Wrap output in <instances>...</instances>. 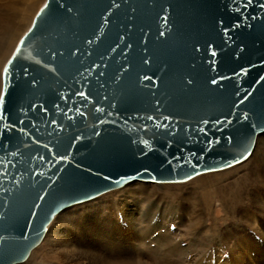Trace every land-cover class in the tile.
Wrapping results in <instances>:
<instances>
[{"label":"water","instance_id":"1","mask_svg":"<svg viewBox=\"0 0 264 264\" xmlns=\"http://www.w3.org/2000/svg\"><path fill=\"white\" fill-rule=\"evenodd\" d=\"M1 82L0 264H15L65 207L250 155L264 0H44Z\"/></svg>","mask_w":264,"mask_h":264},{"label":"rangeland","instance_id":"2","mask_svg":"<svg viewBox=\"0 0 264 264\" xmlns=\"http://www.w3.org/2000/svg\"><path fill=\"white\" fill-rule=\"evenodd\" d=\"M43 1H37L28 20L20 23L14 42L1 54L3 65ZM257 145L251 158L224 170L203 173L179 183L142 181L145 186L140 187V192L129 184L70 205L51 221L33 254L17 264H71L68 261L71 258L62 252L70 251L69 246H73L69 234L80 229L87 238L109 236L116 228L121 230L115 223L116 219L120 223L118 217L129 220L132 227L136 226L135 231L143 235L135 243L136 249L123 245L119 253L107 254L105 251L102 258L109 263L101 262L96 256V264L123 260L127 264L134 261L137 264H166L167 260L172 264H264V135ZM201 177L214 178L200 186L196 181ZM205 191L214 196L208 214L202 210ZM94 211L101 213L98 221L86 226L84 218ZM129 211L131 219L126 217ZM199 221L205 226L191 232L189 227ZM167 242L173 245L170 254L168 249L161 247ZM160 258H165L162 263H159Z\"/></svg>","mask_w":264,"mask_h":264},{"label":"bare ground","instance_id":"3","mask_svg":"<svg viewBox=\"0 0 264 264\" xmlns=\"http://www.w3.org/2000/svg\"><path fill=\"white\" fill-rule=\"evenodd\" d=\"M37 1H39V0H0V76H1V68L3 66V59H2L3 56L1 57V54H2L3 51H5L4 49H7V47L10 46V44L14 42V40L16 38V33H17L16 31L18 30V27H19L20 23L23 20H25V19L28 20V17H29L28 14H29L30 10L34 9L35 5L38 4ZM16 19H19L20 22L17 23ZM0 82H1V78H0ZM262 135H264V132H262V133L257 135L256 142H255V145H254V148H253L252 152L244 160H247V159L251 158L253 156V154H255V152L258 149L257 141L259 143V139H260V137H262ZM243 161H241V162H243ZM241 162L232 164V165H230L228 167H225V168L215 169V170H210V171H205V172L198 173V174L192 176L191 178H189V179H187L185 181H188V180H190V179H192V178H194V177H196V176H198L200 174H203V173L219 171V170H224V169L230 168V167L235 166V165H237V164H239ZM219 175H222V174H219ZM212 176H218V175H212ZM213 178L214 177H208V178H206V177L202 178L201 177V179L197 180L196 183L198 182L200 186H203V185H206V183L208 181L212 180ZM142 181L146 182V183H150V182H152V183H163V182H166V183H179V182H185V181H161V182L159 181V182H156V181H146V180H141V179H134V180L128 181L127 183H125L122 186L113 187L111 189H108V190H106V191L94 196L93 198L84 200L82 202L89 201V200L94 199V198H96V197H98V196H100V195H102V194H104V193H106L108 191H111V190H114V189H118V188H121V187L129 185V184H130L129 186H132V188L136 189L137 192H140L141 191L140 187L141 186H145V184ZM142 183H143V185H142ZM141 189H142V187H141ZM203 198H205V200H204V203H203V208L204 209L202 208V210L205 213L208 214L210 206H211V202H212L214 196H213V194L211 192L205 191L204 194H203ZM68 207H65L64 209L59 211L53 217V219L51 221H53L57 215L63 213L65 211V209L68 208ZM107 207H110V206H108V204H107ZM99 213H100L99 211H98V213L96 211H94V213L88 214L87 218L85 217L84 220H83L85 222L86 226L94 225L95 223H93V222L94 221H98L97 219L101 215V213L100 214ZM130 214H131V211H129L127 213V215H126V217H128L129 219H131L130 218L131 217ZM109 217H112V215L109 216ZM118 218H119L118 220L120 221V223L124 222L126 225L120 224L117 221V219H116L115 223L116 224L118 223L117 226L121 230L116 228V232L110 233L109 236L105 234L104 237H101L100 235H98V236L95 235V237L87 238V236L84 235V233L80 229H78V230L76 229V233H73V234L70 233L69 234V238H70V240H72L71 242H73V246H71V245L69 246L70 247V251L69 250L68 251L63 250L62 251V252H64L63 255L68 257V258H71V259L68 260V261L71 262V264H96V262H95L96 256L98 257V259H100L101 262L109 263L106 260L103 261V258H102L103 257V252L106 251L107 254L119 253L120 250L122 249L123 245H124L125 248H129L131 250L136 249L135 243L139 241V239L141 238L140 236H142L143 234L139 233V232H136L135 231L136 230L135 229L136 226L134 227V225H133V227H132L127 222L129 220H125L124 218L121 220V217H118ZM51 221H50V223H51ZM50 223L48 224V227H49ZM117 226L115 225V227H117ZM203 226H205V223H203V221H199V222L195 223L194 226L192 225L189 228L192 229V230H190L191 232H194V230H196L198 228L201 229ZM48 227H47L46 232L48 231ZM124 228H126L127 230L124 229ZM117 229H118V232H117ZM115 234H117V235H115ZM45 235H46V233L44 234V236ZM44 236H43V238H44ZM36 246L33 247L30 250V253H29L28 257L24 261H26L33 254L32 252L34 251ZM161 247L164 250L168 249V253L169 254L173 252V245L170 242H167V244H165V246H161ZM99 248H103L104 250H98ZM164 254H166V252H164ZM119 256H121V255H119ZM74 258H76V259H74ZM164 259L165 258H160V262L159 263H162L164 261ZM165 263L166 264H172V262L169 261V260H167ZM15 264H17V263H15ZM113 264H127V263L123 260V261H116ZM132 264H137V263L134 261Z\"/></svg>","mask_w":264,"mask_h":264},{"label":"snow or ice","instance_id":"4","mask_svg":"<svg viewBox=\"0 0 264 264\" xmlns=\"http://www.w3.org/2000/svg\"><path fill=\"white\" fill-rule=\"evenodd\" d=\"M146 79H147V77H146ZM213 83H215V81H213Z\"/></svg>","mask_w":264,"mask_h":264}]
</instances>
